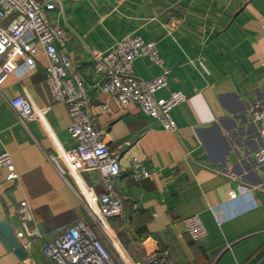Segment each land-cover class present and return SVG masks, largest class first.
Returning a JSON list of instances; mask_svg holds the SVG:
<instances>
[{"label":"crops","instance_id":"obj_1","mask_svg":"<svg viewBox=\"0 0 264 264\" xmlns=\"http://www.w3.org/2000/svg\"><path fill=\"white\" fill-rule=\"evenodd\" d=\"M49 18L70 32L69 73L92 99L102 141L118 156L112 193L122 212L106 221L105 232L92 225L90 208L96 211L106 192L102 176L59 171L50 155L76 145L67 109L49 92L43 53L24 73L14 70L15 61L0 89V153L11 155L18 177L0 169V222L10 224L26 256L0 238V264H53L44 246L80 220L119 263L166 250L175 264H264V164L255 160L261 139L252 116L264 107V0H56ZM128 35L154 41L163 60L160 67L137 58L134 75L148 79L165 69L167 85L156 96L186 95L172 110L174 132L96 88L101 76L93 56ZM20 95L45 109V122L19 120L10 100ZM132 157L143 162L146 178H132ZM244 188L251 195L241 194ZM230 192L238 198L230 200ZM22 201L31 216L27 228L37 235L24 231ZM216 207L224 211L221 224ZM190 215L206 228L200 240L184 229Z\"/></svg>","mask_w":264,"mask_h":264},{"label":"built area","instance_id":"obj_2","mask_svg":"<svg viewBox=\"0 0 264 264\" xmlns=\"http://www.w3.org/2000/svg\"><path fill=\"white\" fill-rule=\"evenodd\" d=\"M55 8L56 0H0V89L15 61L14 70L24 73L36 66L38 54H44L47 61L46 84L53 100L65 105L70 119L68 133L76 141L74 148L60 149L56 156L50 155V158L62 174L90 170L100 172L106 192L99 197L98 209L90 208V214L92 225L105 232L106 221L122 212V200L112 193V179L121 174V166L118 156L102 141L92 99L86 94L77 74L69 73L72 60L66 46L71 38L70 32L50 20L49 12ZM262 30L264 32V22ZM139 57L163 66L156 43L139 36H124L116 40L109 50L94 55L93 69L101 76L96 88L112 96L120 108L135 104L144 114L157 119L165 130L174 132L177 125L172 110L186 100V95L173 90L167 97H157L156 93L167 85V70L163 69L152 78H139L133 73V63ZM10 105L21 122L28 119L45 122V109L35 106L23 95L12 98ZM101 108L107 109L106 104ZM252 116L259 125L261 139L255 160L264 164V107L255 108ZM2 168L8 171L11 179L18 177L8 152L0 153ZM130 169L136 181L148 176L138 157H132ZM242 192L251 195L249 189L244 188ZM229 198L234 200L238 196L230 192ZM213 212L215 222L221 224L223 208L216 207ZM18 213L27 236L37 235L36 230L27 228L31 216L25 201L19 203ZM183 224L194 240H200L206 234V228L197 215L185 217ZM43 251L53 264H175L166 250H152L139 259H126L119 263L112 258L93 227L82 220L46 244Z\"/></svg>","mask_w":264,"mask_h":264},{"label":"water","instance_id":"obj_3","mask_svg":"<svg viewBox=\"0 0 264 264\" xmlns=\"http://www.w3.org/2000/svg\"><path fill=\"white\" fill-rule=\"evenodd\" d=\"M0 238L8 250H12L20 259L25 258L26 253L19 245L16 237L12 233L10 224L6 220L0 222Z\"/></svg>","mask_w":264,"mask_h":264}]
</instances>
